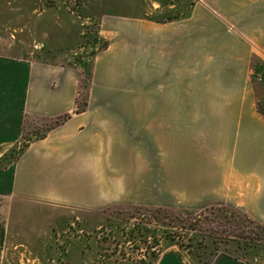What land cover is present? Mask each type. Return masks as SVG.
<instances>
[{
	"label": "rangeland",
	"instance_id": "1",
	"mask_svg": "<svg viewBox=\"0 0 264 264\" xmlns=\"http://www.w3.org/2000/svg\"><path fill=\"white\" fill-rule=\"evenodd\" d=\"M196 2L0 0V54L75 71L74 112L87 119L77 135L100 137L89 167L98 202L36 206L9 240L6 264H264V52L240 70L177 67L165 38L139 33L164 31ZM31 10L30 32L13 29ZM70 117L26 119L8 160ZM220 120L222 161L203 140L204 125Z\"/></svg>",
	"mask_w": 264,
	"mask_h": 264
},
{
	"label": "crops",
	"instance_id": "2",
	"mask_svg": "<svg viewBox=\"0 0 264 264\" xmlns=\"http://www.w3.org/2000/svg\"><path fill=\"white\" fill-rule=\"evenodd\" d=\"M33 12L22 17L27 20L22 28L17 24L13 29L30 32L28 18ZM227 24L234 30H228ZM168 26L162 31L143 25L139 33L165 38L162 42L177 67L181 64L195 67L203 60L198 65L240 70L251 67L252 59L261 63L258 53L264 52V0H197L188 17ZM15 52L0 54V264L13 260V255L8 253V242L17 235L19 222L34 221L36 206L91 207L98 202L99 195L97 187L92 185V180L97 181L90 170V150L95 149L93 140L100 137H95L93 130L85 136L77 135L78 128L87 120L83 113L74 112L77 74L56 65L36 63L26 53ZM245 96L234 103L247 99ZM204 113L210 116L207 109ZM66 114L71 117L64 124L26 146L14 162L3 161L19 145L26 119ZM96 121L92 123L98 125ZM209 123L204 125V129L209 128V135H204L203 140L218 145L222 161V120L214 125ZM221 161L217 177L222 181ZM218 188L222 194V184ZM212 264L236 262L222 260Z\"/></svg>",
	"mask_w": 264,
	"mask_h": 264
},
{
	"label": "trees",
	"instance_id": "3",
	"mask_svg": "<svg viewBox=\"0 0 264 264\" xmlns=\"http://www.w3.org/2000/svg\"><path fill=\"white\" fill-rule=\"evenodd\" d=\"M66 118H67V116H66ZM58 123H59V121H58ZM58 123L56 122V125ZM8 157H10V155H6L4 157V159H3V161L4 160H8ZM16 159L17 158L13 156L10 160H8L9 161L8 164L14 162ZM133 233H134V231H132V232L129 233V238H130V241H132V242L135 240V237H134ZM138 235H139L140 238H143L144 244H146L147 243L146 240H148V238H150V231L148 229H142V233H139ZM168 238H170V237H166V236L163 235V239L164 240H170V241H172L171 239H168Z\"/></svg>",
	"mask_w": 264,
	"mask_h": 264
}]
</instances>
